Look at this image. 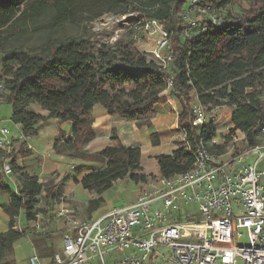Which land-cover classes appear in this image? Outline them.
<instances>
[{
	"label": "trees",
	"instance_id": "obj_1",
	"mask_svg": "<svg viewBox=\"0 0 264 264\" xmlns=\"http://www.w3.org/2000/svg\"><path fill=\"white\" fill-rule=\"evenodd\" d=\"M79 1L88 6L89 15L83 18L86 23L99 17L101 14L94 15L92 10L101 8L115 15L136 13L139 17L112 43L95 38L84 28L73 36L52 37L48 33L39 46L26 52L6 49L7 38L0 36V73L6 77L0 103L11 107L10 119L23 127L26 138L37 135L39 124L51 119L70 124V134L60 129L54 138L55 155L103 166L76 179L83 189L100 196L119 180L139 183L152 176L140 173V149L124 146L115 133L110 138L112 146L93 154L83 151L94 139L92 112L97 106L107 115L149 129L156 107L166 102L164 97L178 100L181 111L177 126L188 149L155 157L157 174L162 177L186 172L193 163L192 152L199 146L221 149L210 147L217 137L214 119L200 127L192 125L193 99L205 111L222 109L229 121V132L244 133L248 146L260 143L259 126L264 120V0H199L219 15L225 8L244 1L248 7L236 16L226 14L221 29L188 36L184 34L183 20L187 0H34L17 17L10 10L0 12V31L9 26L18 32L24 23L37 20L47 10L51 15L48 27L54 30L67 20L68 14L74 17V6ZM10 3L16 7L19 1ZM152 21L162 24L163 30L170 34L173 56L166 70L145 55L143 30ZM154 26L159 29V25ZM151 46L146 47L148 53ZM167 76L172 77V87L166 92ZM31 105L39 106L47 115L31 111ZM223 138L225 143L231 141L228 134ZM18 141L12 137L11 146ZM2 154L4 151L0 150ZM25 156L20 149L6 159L15 172H21L16 161ZM20 178L21 186L16 192L0 181V192L9 197V202L1 205L9 222L7 230L0 233V264L16 263L14 246L20 239L31 243L33 248L43 245L41 258L52 260L55 254L49 248L53 237L48 230L34 236L28 224L36 221L38 213L46 215L47 208L59 203L62 183L46 186L35 177L20 175ZM42 194L45 207L38 209ZM102 202L101 198L89 200L88 210H97ZM21 217L25 225L15 230L16 219Z\"/></svg>",
	"mask_w": 264,
	"mask_h": 264
},
{
	"label": "built area",
	"instance_id": "obj_2",
	"mask_svg": "<svg viewBox=\"0 0 264 264\" xmlns=\"http://www.w3.org/2000/svg\"><path fill=\"white\" fill-rule=\"evenodd\" d=\"M183 20L187 36L225 25L224 17L199 0H187ZM154 25H159L160 35L152 61L166 70L173 56L170 34L156 21L145 27L148 30ZM4 78L0 73V94ZM171 87L172 77L167 76L165 91ZM164 99L174 102L170 97ZM192 113L193 126L207 121L201 105H192ZM17 127V138L27 140L23 127ZM229 128L227 133L216 130L217 137L211 142V148L221 149L199 146L192 152L193 163L186 172L170 178L156 173L145 182L135 183L134 202L115 207L101 218L77 217L61 194L53 218L63 225V255L55 253L50 264H264V171L257 169L264 159V120L259 126L260 143L254 147L248 146L244 133H230ZM227 134L229 143L223 138ZM11 138L6 128H0V150L4 151L0 173L4 177L15 174L6 159L15 154ZM238 142L245 145L243 149H238ZM252 151L258 158L250 165L245 160ZM51 221L47 213H38L34 229L45 231ZM242 231L247 244L239 242ZM21 264L42 263L33 254Z\"/></svg>",
	"mask_w": 264,
	"mask_h": 264
},
{
	"label": "rangeland",
	"instance_id": "obj_3",
	"mask_svg": "<svg viewBox=\"0 0 264 264\" xmlns=\"http://www.w3.org/2000/svg\"><path fill=\"white\" fill-rule=\"evenodd\" d=\"M11 1H19V4L16 7L11 6ZM34 0H0V12L4 13L8 10L11 11L12 15L16 17L19 16L24 10H26L30 5H32ZM76 10L74 11V17L71 18L68 14L67 20L62 22L56 29H49L48 21L51 17L50 11L44 15H41L37 20L28 21L24 23L22 28L16 32L13 29L9 28V26L5 27L0 31V36L7 38V42L5 45L6 49H20L26 52L34 49L35 47L39 46L42 42V38L45 37L48 33L52 37H65V36H73L78 35L81 33L84 28L88 29L90 34L93 35L97 39H101L106 43L114 42L119 36L124 35L126 33V29L129 27L131 23L134 22L139 16L136 13H128L126 15H115L113 13H109L104 11L105 9H97L92 10V14H101L99 17L94 19L90 23H86L83 20L84 16L89 15L86 13L88 6L83 4V1H79L74 6ZM248 3L242 2L237 5H231L224 10L221 11V16L225 17L226 14H231L236 16L240 13L241 9L247 8ZM73 11V9H70ZM2 15H0V18ZM2 19V18H1ZM141 20H139L140 22ZM162 25V24H161ZM163 28V27H162ZM143 33L146 37V45L144 46L145 55L149 60H153L149 57V53L146 47L149 44H152L153 48L155 49L156 41L158 36L151 35V26L147 30L146 27L143 30ZM198 104L195 99H193L191 105ZM165 105L163 108H157L156 113L157 115L152 119V127L149 129H139V136L137 138L138 142L134 139L130 140V129H134L132 126L133 122H128L125 124L124 131H122L121 136L127 139L126 143L128 147L134 146V148H139L141 151V160H140V167H141V174L145 175H152L158 173V168H156V155L158 154H169L172 153L176 149H184L187 148V144L184 141V134L178 128L176 118L181 111L180 104L178 100H174L172 103L163 102L162 106ZM168 107V110L167 108ZM31 111L40 114H47L46 111L41 110V108L37 105H31L29 108ZM100 107L97 106L95 109L94 114L97 113ZM165 110V112H163ZM206 110V109H205ZM223 110L218 109L217 111H206V118L207 121L210 119H214L216 123L217 130H221L222 133H227L229 121L224 117ZM93 115V113H92ZM11 107L5 103H0V128H6L9 131V136L17 138L18 137V127L15 125L11 119ZM119 125L117 123H113L112 127L108 132L105 133L104 142L100 141L98 145H95V141H91L88 143L83 151L88 154H93L98 152L107 144V146H112L113 143L111 142L110 138L113 133H115L119 139ZM102 135V134H99ZM141 135V136H140ZM222 135V134H221ZM147 139L148 142H144V139ZM95 139V134H94ZM93 139V140H94ZM106 146V147H107ZM125 146V145H124ZM137 146V147H136ZM238 149H243L244 144L238 142L237 145ZM127 147V146H126ZM212 151V150H211ZM258 158V153L256 151H252L248 159H246V163L253 165ZM61 165L64 169V174L61 176V183L62 185L59 187V191H63V188L67 182L76 183V179H81L85 174L97 170L103 167L100 163L96 162H87V161H79L74 160L71 158H60ZM258 171H264V159L261 160L257 165ZM61 174V172H60ZM1 175V174H0ZM12 177V176H11ZM10 177L2 178L3 181L7 182ZM54 183L53 180L47 183H42L43 185H51ZM121 185V186H120ZM135 183L131 182L129 179L119 180L115 183V187L110 190L111 193H115L112 199L114 202L118 203L117 206L120 205H127L134 200V192ZM79 193L77 195L74 194L75 200L81 202L79 205L82 208H76V213L79 218H89L90 214L93 211L88 210V201L83 204V197L88 196L89 191H85L82 187H78ZM70 203V201L68 202ZM74 203V202H73ZM75 204V203H74ZM71 205V204H70ZM59 203H53L52 206L46 209L47 214L51 216L52 221L49 225L46 226V230L52 235L53 239L51 241V248L55 253L63 255L62 243H61V235L54 236L53 234L58 233L61 229L62 223L55 220L53 215L57 210ZM40 209L45 207L44 203V196L39 198L38 206ZM99 206V211H103L104 207L101 208ZM97 209V210H98ZM95 210V211H97ZM18 226V230L22 229L25 225V221L23 218H17L15 222V226ZM5 226V225H4ZM28 227L30 231L33 232L32 235H40L41 232H37L34 229V223H29ZM30 234V235H31ZM31 238L33 236H30ZM239 242L241 244H247V235L245 231H242V237L240 238ZM43 245L37 244L35 248L32 247V244L26 241L25 239H20L14 246V257H15V264H19L20 262H24L30 255L35 254L39 261L42 264H50L51 258H41L39 255L43 249ZM238 264H242L240 261Z\"/></svg>",
	"mask_w": 264,
	"mask_h": 264
},
{
	"label": "crops",
	"instance_id": "obj_4",
	"mask_svg": "<svg viewBox=\"0 0 264 264\" xmlns=\"http://www.w3.org/2000/svg\"><path fill=\"white\" fill-rule=\"evenodd\" d=\"M168 103V102H167ZM165 105L162 106L159 105L157 108H163ZM100 107V106H99ZM168 110V107H166ZM96 107L93 109V117H94V124H93V130L95 134V139L92 141H95V145H98L100 141L104 142L105 133L110 130L113 123H117L119 125V140L121 144L127 145V139L123 138L121 136L122 131H124L125 124H128V121H125L117 116H110L107 115L102 107H100L99 110H97V113L94 114ZM164 109V108H163ZM165 112V110L163 111ZM47 113V112H46ZM45 115V114H42ZM47 115V114H46ZM45 115V116H46ZM157 115L155 111V116ZM177 122V118H176ZM131 123V122H130ZM132 126L134 129H130V140L134 139L138 142L137 138L139 136V129L135 123L133 122ZM62 129L65 130L68 134L71 133V127L68 123H59L56 119L48 120L47 122H42L38 126L37 135L28 137L27 140H24L25 143L22 145L23 141L15 142L13 145V149H15V153L22 149L25 153V157H19L17 159L18 167L22 170L21 172H15V174L9 178L7 182L3 181V175H0V181H2L5 185H7L11 190L17 191L19 187L21 186V178L20 175H27L29 177H35L39 183H47L53 180V182H58L61 180L62 174H64V169L61 165V159L64 158L63 156H57L55 155L53 151V142L54 138L57 135L58 131ZM102 134V135H99ZM141 136V135H140ZM144 142H148V140L145 138L143 140ZM185 141V140H184ZM107 146H103L102 149H104ZM134 147V146H131ZM137 147V146H136ZM101 149V150H102ZM100 151V150H99ZM171 154V153H169ZM17 155V154H16ZM157 156V155H156ZM156 168L157 161H156ZM61 172V174H60ZM80 180V179H79ZM121 186V185H120ZM78 187H81L79 183H72L67 182L63 188V191H61L62 194L66 197L65 204L68 205L70 209H72L75 212V215L78 217L76 213V208H82L79 205H81V202H78L74 198V194L77 195L79 193ZM115 187V184L112 188L101 194L100 196L95 195L92 192L88 193V196H82L83 197V204H85L87 201L94 199V198H101L103 200L102 204L100 205L101 208L104 207L103 211H93L89 218H84L88 220H94L103 217L106 215L111 209L115 207L120 206H128L132 204L136 197L135 189L134 192V200L130 202L127 205H120L117 206L118 203L114 202L113 196L115 193H111L110 190H112ZM85 190V189H84ZM87 191V190H85ZM70 201V203H68ZM9 202V197L5 193L0 192V233L5 232L8 228V222L9 217L2 211L1 205L6 204ZM75 204H74V203ZM71 204V205H70ZM100 208V210H101ZM5 225V226H4ZM61 229H63V225H61ZM51 235V234H50ZM54 236L61 235L62 236V230H60L58 233L53 234ZM52 236V235H51ZM31 256V255H30ZM24 263L20 262L19 264Z\"/></svg>",
	"mask_w": 264,
	"mask_h": 264
},
{
	"label": "bare ground",
	"instance_id": "obj_5",
	"mask_svg": "<svg viewBox=\"0 0 264 264\" xmlns=\"http://www.w3.org/2000/svg\"><path fill=\"white\" fill-rule=\"evenodd\" d=\"M151 35L155 36V37L159 36L160 35V30L156 26H153L151 28ZM153 53H154V48H153V46H151V50L149 52V57L150 58H154Z\"/></svg>",
	"mask_w": 264,
	"mask_h": 264
}]
</instances>
